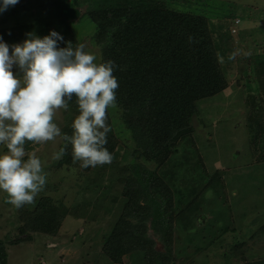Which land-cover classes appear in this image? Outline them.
Here are the masks:
<instances>
[{
    "label": "trees",
    "instance_id": "obj_1",
    "mask_svg": "<svg viewBox=\"0 0 264 264\" xmlns=\"http://www.w3.org/2000/svg\"><path fill=\"white\" fill-rule=\"evenodd\" d=\"M43 7L46 18L42 21L0 27L3 41L11 45L26 39L29 33L42 38L54 30L67 35L58 41L60 47L71 42L75 48L80 42L70 25L86 16L95 24L89 41L99 48V58L117 65V106L108 110L112 130L106 144L113 155L112 162L82 168L80 162L73 161L70 144L63 158L55 162L58 167L79 166L91 179L86 189L91 188L95 196L93 204L105 213L117 211L108 234H103L100 251L119 264L123 257L130 258V264H194L196 256L228 231H215L214 237H203V242L192 248L185 241L186 235L191 241L195 235H203L205 222L202 225L201 212L207 189L217 196L223 192V199L228 200L224 191L229 194L225 189L229 168H218L213 173L205 170L195 152L190 121L200 100L222 95L234 74L229 67L237 62L245 82L254 87L245 90L243 97L251 135L248 164L264 162V58H257L253 64L255 57L250 53L236 55L234 47L223 52L228 41L211 28L206 16L172 9L166 0H48ZM233 22L239 25L241 19L235 17ZM236 32V26L229 30L230 34ZM260 39L257 44L264 42V37ZM65 112L72 115L66 116L67 125L62 132L71 135L72 122L78 115L75 98ZM64 146L62 142L61 147ZM176 146L182 147L179 156ZM25 147L28 150L32 145L26 143ZM130 155L141 163L128 160L122 165L120 160H127ZM144 163H154L155 167L147 170ZM127 171L132 174L126 175ZM114 182L122 185L120 193L113 191ZM90 204L82 201L80 206L67 208L62 201L41 192L34 204L18 209V220L23 221L17 226L18 233L0 238V264H7L6 245L31 240L32 233L55 235L66 214L84 216L80 207ZM256 215L262 222L247 232L251 237H263L264 218L259 212ZM149 221L154 228L158 225L166 243L163 249L156 248L155 240L147 234ZM197 223L198 229L191 237L188 230ZM174 225L183 232L181 242L176 244L178 253L173 250ZM240 240L217 244L223 247L220 255L225 258L224 263L230 264L234 257L238 259L235 264H264V257L249 258Z\"/></svg>",
    "mask_w": 264,
    "mask_h": 264
},
{
    "label": "rangeland",
    "instance_id": "obj_2",
    "mask_svg": "<svg viewBox=\"0 0 264 264\" xmlns=\"http://www.w3.org/2000/svg\"><path fill=\"white\" fill-rule=\"evenodd\" d=\"M47 2L48 0H18L15 5L0 11V27L42 21L46 18L43 5ZM166 2L172 9L206 16L211 28L216 33L220 32L225 41H228L226 48L221 49L223 52L224 49L234 47L236 55L250 53L252 57H255L252 60L253 64L257 58H264V42L257 44L258 40L264 37V0H166ZM2 4L3 0H0V5ZM235 17L241 19L239 25L234 24ZM52 25L54 26V23ZM232 26L237 28L235 34L229 33ZM70 27L77 37L76 41L84 44L86 50H91L99 58V48L89 41L95 29L94 22L85 16L71 23ZM60 34L67 37L62 32ZM24 40L14 44L23 43ZM254 44H256L255 47H253ZM12 45H9L10 51ZM230 66L229 72L234 74L229 86L222 91V95L217 94L200 100L190 121L193 127L192 138L196 147L195 152L202 159L205 170L213 173L218 168L223 170L227 166L229 168L225 176V189L229 190V194L227 190L224 191V195H229L228 200L223 199V192L222 196H217L211 189H207L203 195L204 210L201 212V215L204 214L202 225L205 222L204 231L200 230L203 235H195L193 241L186 235L185 241L192 248L194 245L201 244L203 237L206 239L214 237L215 231L221 232L225 228H228V231L222 234L216 244L207 246L200 255L196 256L193 259L194 264H225V258L222 259L220 255L223 247L217 244L225 245L227 242L240 239L249 258L264 257V236L251 237V233L247 232V230L252 232L257 229L262 222L263 219L257 218L258 212L264 218V186L262 184L264 162L248 164L250 158L248 141L251 135L243 105L245 90H250L253 86L252 83L245 82V78L238 71L237 62H233ZM13 70L19 71L15 66ZM237 80H239L238 84ZM70 115L72 114H67L63 109L57 113L56 122L61 130L67 125L66 116ZM61 144L62 141L58 138L56 141H49L42 145L31 144L32 148L26 150L29 153L35 152L45 162L47 184L42 193L62 201L67 208L77 204L80 206L82 201H90L91 204L80 207L85 212L84 216L66 214L55 235L32 233L31 240L17 245H6L7 264H119L113 263L100 251L103 234H108L118 213L116 210L105 213L103 208L93 204L95 196L91 188L86 189L87 181L91 179L86 178L79 166L58 167L55 165L56 161H53L51 157L59 150ZM175 148L176 155L179 156L182 147ZM2 151H5L4 145H0V152ZM122 152L123 149L120 150V153ZM128 160L132 163H141L140 159L132 155L127 160L121 159L120 163L126 165L129 163ZM143 167L152 170L155 165L144 163ZM128 174H132L131 171H127L126 175ZM207 177L208 175L205 176V180ZM113 186L114 192H121L122 185L114 182ZM90 215H92L91 218H89ZM18 216V209L6 203V194L0 191V238L6 235L12 237L18 233L17 226L23 223L18 220ZM148 224L147 234L155 240L156 248L163 249L166 243L163 241L162 233L158 231V225L155 229L150 221ZM161 225L159 224V227ZM198 226L197 223L194 228L188 230L191 237ZM233 228L235 230L232 231ZM172 230L175 234L173 250L178 253L176 244L181 242L180 234L183 232L178 225H174ZM180 256L182 255L179 254L178 257ZM231 260L230 264L238 261L234 257ZM130 261V258L123 257L121 264H130Z\"/></svg>",
    "mask_w": 264,
    "mask_h": 264
},
{
    "label": "clouds",
    "instance_id": "obj_3",
    "mask_svg": "<svg viewBox=\"0 0 264 264\" xmlns=\"http://www.w3.org/2000/svg\"><path fill=\"white\" fill-rule=\"evenodd\" d=\"M18 0H3L0 11ZM56 31L42 38L32 33L20 44L9 45L0 37V191L6 203L17 209L34 204L47 184L45 162L26 143L46 144L58 138L65 145L52 154L58 161L72 147V159L82 168L110 164L107 149L111 132L108 110L117 106V65L103 60L84 44L73 48ZM14 66L19 69L14 71ZM75 98L78 115L72 134L63 133L56 122Z\"/></svg>",
    "mask_w": 264,
    "mask_h": 264
},
{
    "label": "built area",
    "instance_id": "obj_4",
    "mask_svg": "<svg viewBox=\"0 0 264 264\" xmlns=\"http://www.w3.org/2000/svg\"><path fill=\"white\" fill-rule=\"evenodd\" d=\"M238 21H239V20L237 19L235 22L238 23Z\"/></svg>",
    "mask_w": 264,
    "mask_h": 264
}]
</instances>
